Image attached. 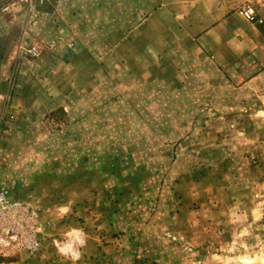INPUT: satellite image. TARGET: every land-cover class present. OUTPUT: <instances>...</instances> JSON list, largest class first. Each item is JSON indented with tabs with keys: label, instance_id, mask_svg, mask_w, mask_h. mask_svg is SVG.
Instances as JSON below:
<instances>
[{
	"label": "rangeland",
	"instance_id": "rangeland-1",
	"mask_svg": "<svg viewBox=\"0 0 264 264\" xmlns=\"http://www.w3.org/2000/svg\"><path fill=\"white\" fill-rule=\"evenodd\" d=\"M187 2L0 0V34L30 22L1 59L0 186L41 223L34 253L0 246V264H264V67L243 65L264 60V0ZM210 8L234 44L222 26L199 40ZM16 84L34 122L10 118Z\"/></svg>",
	"mask_w": 264,
	"mask_h": 264
},
{
	"label": "crops",
	"instance_id": "crops-1",
	"mask_svg": "<svg viewBox=\"0 0 264 264\" xmlns=\"http://www.w3.org/2000/svg\"><path fill=\"white\" fill-rule=\"evenodd\" d=\"M187 4L188 6L191 5V7L193 6V2L194 0H187ZM204 3L210 1L211 6L214 7L215 5V0H202ZM200 0V3L202 2ZM197 3V2H196ZM8 8V6H5L2 9H6ZM214 13V8H210V10H205L202 14H203V18H207L209 21L208 23L205 24V26L201 27L200 26V22L194 21L192 22L194 27H197L199 29H201V31H199L197 33V35L199 36V40L205 42L207 41L210 36H214L213 35V30L219 28L222 26L223 28V33H222V37H218V34L213 37L215 42H225L227 41L228 43H232L234 44L236 42V39L234 38L235 35L238 34V31L235 29L233 30V27L231 26L232 21L234 20V17H232L231 14L227 13L222 15L221 19L216 21L214 19L213 16ZM212 16V19L210 20V17ZM220 18V17H219ZM8 23L5 22V25L9 24L10 26H14L13 29H9L7 31L2 30L3 32L0 34V38L3 40V46L0 47V81H8V71L5 67V62L7 63V61L5 60H1V59H5V58H13V56L15 57L17 54V48H19L17 46V44L15 45V43H23L26 39L25 34H28L27 29H28V25L30 22H21L20 24H18L16 21V19H10L9 21H7ZM27 22V23H26ZM213 23H217L216 27L212 26ZM6 25V26H7ZM219 26V27H218ZM227 27L229 29H227ZM20 30V31H19ZM253 30H256V34H258L257 37V42H261L260 45L262 48H264V34L262 33V31L260 30V28L258 26H253ZM12 32V33H11ZM14 43V45H13ZM19 44V45H20ZM20 51V50H19ZM226 54L220 53L219 56V63L225 67L226 73L231 76L233 79H246L248 76L246 75L247 73H245V71H239L236 69V66H240L242 64H238V63H242V60L237 61L240 58H237L236 55H232L230 54V52H225ZM237 61V62H236ZM246 65V68L248 66V69L251 68L250 70H252L249 74H252L254 72H256V70H260L264 67V60L263 61H257L254 63H251L250 65L248 64H243ZM13 76V75H10ZM12 78V77H11ZM11 81V80H10ZM1 84H3V82H1ZM16 93L13 95V99H12V104L15 103V105L17 106V110H16V114L12 115V117L10 118H15V116L19 115V120L21 122H34V87L32 88V85H28V84H24V85H19L16 84ZM55 109V108H54ZM53 106H51L48 111H52L54 110ZM12 111V110H11ZM47 112V111H46ZM45 112V113H46ZM30 115V117H29ZM7 114L3 111L0 110V123L1 121L6 120L7 118ZM25 124V123H24ZM23 130V129H22ZM67 208V207H66ZM83 208L85 209V206H83ZM75 233H80L79 231H74ZM63 246H65L63 244Z\"/></svg>",
	"mask_w": 264,
	"mask_h": 264
},
{
	"label": "built area",
	"instance_id": "built-area-1",
	"mask_svg": "<svg viewBox=\"0 0 264 264\" xmlns=\"http://www.w3.org/2000/svg\"><path fill=\"white\" fill-rule=\"evenodd\" d=\"M241 13L251 21L257 19L256 11L250 5ZM3 98L0 93V100ZM40 226L34 202L15 199L6 185L0 186V246L34 253Z\"/></svg>",
	"mask_w": 264,
	"mask_h": 264
},
{
	"label": "trees",
	"instance_id": "trees-1",
	"mask_svg": "<svg viewBox=\"0 0 264 264\" xmlns=\"http://www.w3.org/2000/svg\"><path fill=\"white\" fill-rule=\"evenodd\" d=\"M63 111H64L63 108L55 109V110L50 112L49 117L53 118V117L57 116L58 113L63 112Z\"/></svg>",
	"mask_w": 264,
	"mask_h": 264
}]
</instances>
